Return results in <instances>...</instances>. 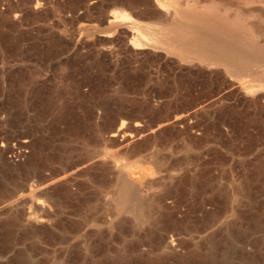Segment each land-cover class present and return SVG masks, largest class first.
<instances>
[{
    "label": "rangeland",
    "instance_id": "rangeland-1",
    "mask_svg": "<svg viewBox=\"0 0 264 264\" xmlns=\"http://www.w3.org/2000/svg\"><path fill=\"white\" fill-rule=\"evenodd\" d=\"M262 8L0 0V137L32 143L25 162L0 159L2 263L264 264L263 63L236 69L179 37L199 14L264 46ZM133 163L156 172L133 175L144 200L118 211L116 165Z\"/></svg>",
    "mask_w": 264,
    "mask_h": 264
},
{
    "label": "bare ground",
    "instance_id": "bare-ground-1",
    "mask_svg": "<svg viewBox=\"0 0 264 264\" xmlns=\"http://www.w3.org/2000/svg\"><path fill=\"white\" fill-rule=\"evenodd\" d=\"M245 1V3L246 4H253V5H258V6H263L264 7V0H244ZM222 2V1H221ZM177 11H179V10H177ZM166 12V11H165ZM176 12V11H175ZM169 12H167V14L165 15L166 16V18L170 15V13L168 14ZM177 13V12H176ZM184 13V12H183ZM254 13V12H253ZM178 14H179V12H178ZM186 14V13H185ZM257 14H258V16H260L261 18H263L264 19V8H262V9H258L257 10ZM121 15V14H120ZM172 15V14H171ZM189 15V14H188ZM176 16H178V15H176ZM176 16H172L173 17V19L176 21ZM181 16V15H180ZM196 16H197V14H196ZM198 16H200L199 14H198ZM197 16V18L195 17V19L193 18L194 16L192 15V18L194 19V23H195V25L196 26H200L201 28H203L204 27V30H205V34H200L199 32H202V31H204V30H201V31H199L200 29H198L199 27H197V28H195L194 26L195 25H193L192 24V26H191V28L189 29V30H183L182 28V32H183V34L181 35V36H179V37H182V38H184L183 40H184V42H182L183 43V45H184V47H185V45H187V46H190V47H193V49H192V52H193V50H195L196 52H197V54H198V56H201V57H206V59L207 58H214V59H216V61H218L219 63H221V64H226V65H232L234 68H236V69H243V68H248V67H251V66H253L254 64H256V63H263V66H264V46H260L258 43H256V42H252V41H248V40H245V39H243V38H238L237 36H236V34L235 33H232L230 30H226L225 28H222L221 26H218V25H216V24H212V23H210L207 19H208V17H206V19L203 17H198ZM211 16V15H210ZM116 17H118V16H116ZM120 17V16H119ZM122 17V16H121ZM170 17V16H169ZM171 17V18H172ZM175 17V18H174ZM179 18V17H178ZM185 18V17H184ZM169 19V18H168ZM167 19V20H168ZM186 19H187V17H186ZM183 20V19H182ZM210 20V19H209ZM114 21V20H113ZM171 21H172V19H171ZM192 21V20H191ZM187 22V21H186ZM189 22H190V20H189ZM193 22V21H192ZM212 22V21H211ZM169 23H170V21H169ZM177 23V22H176ZM214 23V22H213ZM173 24H174V22H173ZM188 24V23H187ZM220 25V24H219ZM173 26V25H172ZM179 26H181V25H179ZM183 27H186V26H183ZM189 27V26H188ZM193 27V28H192ZM179 30V31H180ZM172 31V30H171ZM199 31V32H198ZM161 32V31H160ZM176 32V31H175ZM153 33V32H152ZM162 33V32H161ZM164 33H167V31L166 32H164ZM178 32H176V34H177ZM139 34V33H138ZM160 34V33H159ZM180 34V33H179ZM178 34V35H179ZM153 36V35H152ZM154 36H155V34H154ZM156 36H158V35H156ZM162 36V35H161ZM168 36V35H167ZM163 37H166L165 35L163 36ZM167 38V37H166ZM182 38H178V39H182ZM154 39V38H153ZM177 39V40H178ZM225 39H228L229 40V42H230V40L233 42V44H232V42H230V47L229 46H225L224 45V41L226 42L227 40H225ZM140 40V39H139ZM142 40V39H141ZM158 40V39H157ZM164 40V39H163ZM169 40V39H168ZM182 40V41H183ZM175 41V40H174ZM179 42H180V40H178ZM177 41V42H178ZM142 42V41H141ZM171 43H173V41L171 42ZM140 44V43H139ZM138 44V45H139ZM162 44V43H161ZM181 45V44H180ZM232 45V46H231ZM228 47V48H227ZM137 48V47H136ZM188 48V47H187ZM184 49V48H183ZM189 50V49H188ZM188 50H186L185 49V51H188ZM194 53V52H193ZM201 59V58H200ZM203 59V58H202ZM208 60V59H207ZM249 72V71H248ZM176 120V119H175ZM177 121V120H176ZM178 122V121H177ZM173 123V122H172ZM122 125V124H121ZM163 125V124H162ZM123 126V125H122ZM138 126H140L139 124H135V127H138ZM157 128H159V127H157ZM149 129V128H148ZM147 129V130H148ZM157 130H159V129H157ZM143 131V130H142ZM149 131H150V129H149ZM136 132V131H135ZM139 132V131H138ZM147 133V132H146ZM145 133V134H146ZM148 134V133H147ZM139 135V134H138ZM109 136V135H108ZM128 136H129V134H128ZM130 136H132V133L130 134ZM140 136V135H139ZM110 137L111 138H116L117 137V131H115V132H112L111 134H110ZM134 137V136H133ZM137 137V136H136ZM131 138V137H130ZM129 138V139H130ZM113 140V139H112ZM116 140V139H115ZM114 140V141H115ZM132 142V141H131ZM141 145V144H140ZM140 149V148H139ZM136 150V149H135ZM135 150H133L134 152H135ZM104 157V156H103ZM107 159H108V157H106ZM94 159V158H93ZM98 162V161H97ZM114 162V161H113ZM116 160H115V164H116ZM156 162L158 163V164H160L161 163V159L160 160H156ZM90 163V162H89ZM136 163V162H135ZM135 163H133L132 165H130V167L129 168H126L127 166L126 165H122V166H118V165H116V167H117V169H120V175H118L117 176V180H118V182H117V186H116V188H115V192H114V195H115V197H114V202H115V208H116V210H127V211H129V212H134L135 213V211H138V205L140 206V204L143 202V200H144V194H143V189H142V184L141 183H136L135 182V180H134V178H133V175H138V173L140 174V175H138V176H141V177H143L144 176V173L146 174V176H152L153 174H154V171H152L150 168L149 169H147L146 168V170L143 172V171H140V169L141 168H143L142 167V165L141 166H139V163H138V166H139V170H138V166H136L137 165V163H136V165H135ZM77 165V164H76ZM74 166V165H73ZM90 166V165H89ZM84 167V166H83ZM141 167V168H140ZM45 168V167H44ZM77 168V167H76ZM115 168V167H114ZM190 168V167H189ZM82 169V168H81ZM85 169V168H84ZM88 169V168H87ZM87 169H86V171H87ZM93 169V168H92ZM105 169H106V167H105ZM116 169V170H117ZM154 169V168H153ZM191 169V168H190ZM73 170V169H72ZM76 170V169H75ZM79 170V169H78ZM193 169H191V171H192ZM30 171H32V170H30ZM81 171V170H80ZM79 171V172H80ZM110 171V170H109ZM167 171V170H166ZM172 171V170H171ZM170 171V172H171ZM190 171V170H189ZM113 172V171H112ZM156 172V171H155ZM178 172V171H177ZM111 173V172H110ZM114 173H115V171H114ZM164 173V172H163ZM191 173V172H190ZM75 174H76V172H75ZM78 174V173H77ZM80 174V173H79ZM117 174V173H116ZM160 174V173H159ZM185 174V173H184ZM81 175V174H80ZM180 175V174H179ZM82 176V175H81ZM112 176V175H111ZM146 176L145 177H143V178H146ZM166 174H163V175H157L156 177H160L159 178V181L160 182H162V183H164L165 182V179H166ZM173 176H177V175H173ZM85 177V176H84ZM86 177H89V176H86ZM170 177H172V176H170ZM178 177V176H177ZM197 177V176H196ZM66 178V177H65ZM64 178V179H65ZM95 178V177H94ZM94 178H92V179H94ZM174 179H176V177H173ZM173 178H171V180L173 179ZM90 179H91V177H90ZM149 179V178H148ZM23 180V179H22ZM97 180V179H96ZM115 180V179H114ZM139 180V179H138ZM153 180V179H152ZM151 180V181H152ZM58 182H59V179L57 180ZM140 181V180H139ZM145 181V180H144ZM150 181V180H149ZM156 181V180H155ZM54 183H55V181H53ZM53 182H51V184L53 183ZM112 183V182H111ZM153 183V182H152ZM50 184V183H49ZM48 185V184H47ZM87 185V184H86ZM41 187H42V185H41ZM40 187V188H41ZM45 187V186H44ZM111 187H113V186H111ZM39 188V189H40ZM46 188V187H45ZM76 188V187H75ZM154 188V187H153ZM177 188V187H176ZM25 189V188H24ZM7 191V190H6ZM159 191V190H158ZM157 191V192H158ZM162 191V190H161ZM166 191V190H165ZM34 193V192H33ZM6 195V194H5ZM109 195V194H108ZM110 198V197H109ZM108 198V199H109ZM106 199V198H105ZM155 199V198H154ZM84 200V199H83ZM55 201V200H54ZM75 201V200H74ZM85 201V200H84ZM173 201V200H172ZM11 202H13V201H11ZM113 202V201H112ZM16 203H18V202H16ZM10 204H12V203H10ZM19 204V203H18ZM9 205V204H8ZM14 205V204H13ZM43 204H41V206H42ZM12 206V205H11ZM44 206V205H43ZM42 206V207H43ZM3 207V206H2ZM5 207V206H4ZM15 207V206H14ZM41 207V208H42ZM45 207V206H44ZM43 207V208H44ZM16 208V207H15ZM46 208V207H45ZM177 208V207H176ZM4 209H7V208H4ZM172 210V209H171ZM2 211V210H1ZM113 211V210H112ZM143 211V210H142ZM226 211V210H225ZM172 212V211H171ZM157 214V213H156ZM166 214V213H165ZM177 214V213H176ZM30 215V214H29ZM150 215V214H149ZM157 215H159V214H157ZM174 215V214H173ZM160 216V215H159ZM150 217V216H149ZM148 217V218H149ZM175 217V216H174ZM17 218V217H16ZM25 218V217H24ZM23 218V219H24ZM31 218V219H30ZM144 218V217H143ZM173 218V217H172ZM10 219H12V218H10ZM160 218H158V220H159ZM170 219V218H169ZM177 219V218H176ZM13 220V219H12ZM18 220V219H17ZM29 220H34L35 222H42L43 221V219H32V217H29ZM110 220V219H109ZM167 220V219H166ZM180 220H182L181 218H180ZM184 220V219H183ZM182 220V221H183ZM23 221V220H22ZM106 221H107V219H106ZM172 221V220H171ZM188 221V220H187ZM186 221V222H187ZM207 222H209V221H207ZM211 223V222H210ZM5 224V223H4ZM16 224H18V223H16ZM40 224V223H39ZM159 224H161V223H159ZM164 224H165V222H164ZM170 224H173L172 222H170ZM178 224V223H177ZM9 225V224H8ZM175 225V224H174ZM21 226V225H20ZM168 226V225H167ZM172 226V225H171ZM163 227V226H162ZM177 227V226H176ZM209 227H211V226H209ZM208 227V228H209ZM36 228V227H35ZM34 227H33V229H35ZM172 228V227H171ZM181 227L179 226V228L177 227V229H180ZM206 228V227H205ZM30 229V228H29ZM37 229V228H36ZM32 230V229H31ZM168 230H169V228H168ZM171 230V229H170ZM174 230V229H173ZM172 230V231H173ZM182 230V229H181ZM35 231V230H34ZM164 231H165V229H164ZM175 231V230H174ZM11 232H14V230L13 231H11ZM23 232H24V230H23ZM26 232V231H25ZM29 232V231H28ZM31 232V231H30ZM37 232H38V229H37ZM41 232V231H40ZM162 232V231H161ZM16 233V232H15ZM14 233V234H15ZM167 233V232H166ZM13 234V233H12ZM23 234V233H22ZM162 234H163V232H162ZM161 234V235H162ZM1 235V234H0ZM29 235H30V233H29ZM32 235V234H31ZM45 235V234H44ZM27 236V235H26ZM34 236V235H33ZM39 236V235H38ZM165 236H168V235H165ZM152 237V236H151ZM156 237V236H155ZM169 237V236H168ZM168 237H166L167 238V240H168ZM162 238V237H161ZM25 239H26V237H25ZM27 239H28V237H27ZM154 239V238H153ZM174 238L172 237V236H170L169 237V242H167V241H165V243L167 244H171L172 246H174L175 245V242H174ZM163 241H164V239H163ZM23 241H21V243H22ZM164 243V244H165ZM15 244V243H14ZM30 246V245H29ZM158 246V245H157ZM161 246V245H160ZM207 247V246H206ZM213 247V246H212ZM1 248V247H0ZM31 248V247H30ZM160 248H162V247H160ZM169 248H172V247H169ZM33 249V248H32ZM214 249V248H213ZM3 250V249H2ZM30 250V249H29ZM34 251V250H33ZM166 251H167V249H166ZM195 251V250H194ZM168 252V251H167ZM0 253H2V251H0ZM3 253H4V251H3ZM8 253V252H7ZM189 254V253H188ZM198 254V253H197ZM3 255H6V254H3ZM109 255H110V253H109ZM112 255V254H111ZM21 256V255H20ZM107 256H108V254H107ZM152 256V255H151ZM108 258H110V256L108 257ZM112 258H113V256H112ZM211 258V257H210ZM224 258V257H223ZM11 259V258H10ZM212 259V258H211ZM120 260V259H119ZM203 260V259H202ZM7 261H8V259H7ZM12 261V260H11ZM2 262H4L3 261V259L2 258H0V264H3ZM28 262V261H27ZM5 263H6V261H5ZM15 263V262H14ZM35 263V262H34ZM12 264V263H11ZM16 264V263H15ZM36 264V263H35Z\"/></svg>",
    "mask_w": 264,
    "mask_h": 264
},
{
    "label": "built area",
    "instance_id": "built-area-1",
    "mask_svg": "<svg viewBox=\"0 0 264 264\" xmlns=\"http://www.w3.org/2000/svg\"><path fill=\"white\" fill-rule=\"evenodd\" d=\"M32 152L31 139L8 130L0 137V159L16 165L25 162Z\"/></svg>",
    "mask_w": 264,
    "mask_h": 264
}]
</instances>
